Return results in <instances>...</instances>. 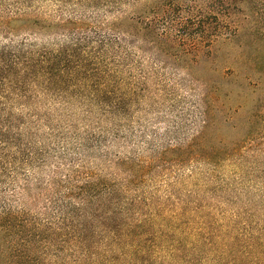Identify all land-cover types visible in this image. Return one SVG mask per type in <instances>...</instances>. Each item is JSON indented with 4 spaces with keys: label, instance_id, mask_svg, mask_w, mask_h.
<instances>
[{
    "label": "trees",
    "instance_id": "16d2710c",
    "mask_svg": "<svg viewBox=\"0 0 264 264\" xmlns=\"http://www.w3.org/2000/svg\"><path fill=\"white\" fill-rule=\"evenodd\" d=\"M45 1L0 0V230L13 263L264 264V213L254 179L242 174L252 165L246 151L264 135V103L241 125L217 100V114H227L220 124L244 136L218 137L210 152L200 136L155 146L146 140L156 131L142 135L147 155L128 152L123 126L139 91L136 43L154 49L162 69L184 64L215 38L237 37L248 0H52L60 12L92 9L90 19L45 18L37 8ZM43 34L62 41L41 44ZM201 162L211 192L223 194L217 224L203 199L175 190L199 181L182 170ZM225 166L234 183L219 176ZM236 202V211L219 210Z\"/></svg>",
    "mask_w": 264,
    "mask_h": 264
},
{
    "label": "rangeland",
    "instance_id": "374dc122",
    "mask_svg": "<svg viewBox=\"0 0 264 264\" xmlns=\"http://www.w3.org/2000/svg\"><path fill=\"white\" fill-rule=\"evenodd\" d=\"M140 5L141 2L138 6ZM199 6H202V2ZM242 6L243 14L238 17L240 30L237 37L230 40L215 38L210 46L203 48L198 55H188L184 64L167 60L168 67L162 69L164 66L157 62L158 57H155L154 49L139 41L136 43L135 78L139 91L134 106L125 108L126 119L123 126L125 133L128 134H126V151L136 149L140 155H147L142 135L143 133L151 135L154 131L158 133V136L146 141L155 146L165 147L168 142H175L179 139L190 141L200 136V144L205 146L207 152H210L211 148H217L218 137L234 142L244 136V132H236L220 124L227 114H217L218 100L222 105L225 103V110L238 111L240 119L237 122L242 125L241 121H247L253 111L264 103V0H248ZM37 8L45 18L53 19H67L73 16L90 19L89 15L93 14L90 12L92 9L73 10L70 6L64 7L60 12L52 0H46L37 5ZM129 10L131 11L132 7H129ZM99 15L102 14L99 13ZM104 19L111 21V14L101 16L102 22ZM3 37L5 35L0 32V44L5 42ZM39 40L41 44L49 45L61 42L62 38L52 34H43ZM160 60L166 59L161 56ZM249 82L253 86L247 87ZM217 88L220 90L219 93ZM230 89L233 92L229 91ZM224 95L227 98H224ZM203 111L209 112L208 121L201 116ZM182 116L184 120L181 121ZM204 120H206L205 125ZM174 126L179 127L178 133L167 134V131H174ZM131 133H133V138L130 139ZM260 134L258 132L257 137L252 141L251 151H246V158L252 156V158H247L252 165L245 168L246 172L242 170V174L245 175V179H254L251 185L256 190L254 188L252 190H254L256 200L260 202L256 205L259 208L257 212L263 214L264 135L259 137ZM170 145H175V143ZM156 151L158 152L159 149ZM205 156L210 155L205 153L201 159ZM202 162L199 165H188L182 170L183 179L194 172L199 181L183 180L184 182L175 186V190L178 192L177 197L181 199L187 197L190 200L203 199L207 203L203 202L207 211L209 208L214 212L212 215L208 211L211 216L209 220L217 224V200L223 199V194L217 191V187L215 192H211L210 187L214 188V185L205 180L209 177L210 168ZM232 172L233 170L225 166L221 169L219 176L225 181L234 183ZM161 174V172L157 173V175ZM232 188L240 192L241 187L232 186ZM245 198L241 199L242 203L246 201ZM239 206L241 204L236 202L223 206L219 210L233 212L238 210ZM200 247L203 248L201 250L206 251L203 244H200ZM0 264H14L10 237L1 230Z\"/></svg>",
    "mask_w": 264,
    "mask_h": 264
}]
</instances>
